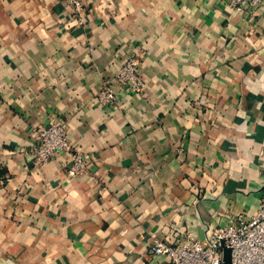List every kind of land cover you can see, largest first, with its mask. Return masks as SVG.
<instances>
[{
  "label": "crops",
  "instance_id": "1",
  "mask_svg": "<svg viewBox=\"0 0 264 264\" xmlns=\"http://www.w3.org/2000/svg\"><path fill=\"white\" fill-rule=\"evenodd\" d=\"M142 92L94 98L130 56ZM69 122L94 157L33 162L31 129ZM264 186V0H0V264H166L152 235L205 237Z\"/></svg>",
  "mask_w": 264,
  "mask_h": 264
},
{
  "label": "built area",
  "instance_id": "2",
  "mask_svg": "<svg viewBox=\"0 0 264 264\" xmlns=\"http://www.w3.org/2000/svg\"><path fill=\"white\" fill-rule=\"evenodd\" d=\"M74 15L80 14L87 0H65ZM236 11L255 9L262 0H223ZM136 55L126 57L113 77L104 78L100 88L93 93L106 108H112L118 101V89L128 86L134 92H142L145 80L142 77ZM33 162L42 168L54 153L71 160L68 167L70 176L86 173L94 161L81 150L76 149L66 119L52 117L47 124L32 127ZM175 240L164 235H152L149 251L161 257L166 264H222V244L231 249V264H264V186L256 209L251 213L229 216L228 222L215 226L205 237H196L187 230L177 231Z\"/></svg>",
  "mask_w": 264,
  "mask_h": 264
},
{
  "label": "water",
  "instance_id": "3",
  "mask_svg": "<svg viewBox=\"0 0 264 264\" xmlns=\"http://www.w3.org/2000/svg\"><path fill=\"white\" fill-rule=\"evenodd\" d=\"M222 248H223L222 264H231V249H230V247H227L224 244H222Z\"/></svg>",
  "mask_w": 264,
  "mask_h": 264
}]
</instances>
